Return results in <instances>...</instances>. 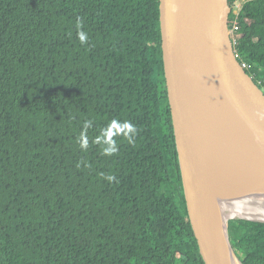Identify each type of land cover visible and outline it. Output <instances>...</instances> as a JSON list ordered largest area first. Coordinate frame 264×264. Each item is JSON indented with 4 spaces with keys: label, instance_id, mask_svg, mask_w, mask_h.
Wrapping results in <instances>:
<instances>
[{
    "label": "trees",
    "instance_id": "1",
    "mask_svg": "<svg viewBox=\"0 0 264 264\" xmlns=\"http://www.w3.org/2000/svg\"><path fill=\"white\" fill-rule=\"evenodd\" d=\"M237 24L235 49L261 88L264 0L244 1ZM112 120L137 132L131 144L113 136L108 156L96 140ZM230 234L243 264H264L263 224L231 222ZM0 264H204L182 191L159 0H0Z\"/></svg>",
    "mask_w": 264,
    "mask_h": 264
},
{
    "label": "water",
    "instance_id": "2",
    "mask_svg": "<svg viewBox=\"0 0 264 264\" xmlns=\"http://www.w3.org/2000/svg\"><path fill=\"white\" fill-rule=\"evenodd\" d=\"M230 13L228 0H159L163 69L182 191L204 264H243L232 245L230 223L264 225V215L237 218L223 207L236 173L226 172L216 157L213 134L222 137V128L228 129L247 148L264 179V93L235 56Z\"/></svg>",
    "mask_w": 264,
    "mask_h": 264
},
{
    "label": "bare ground",
    "instance_id": "3",
    "mask_svg": "<svg viewBox=\"0 0 264 264\" xmlns=\"http://www.w3.org/2000/svg\"><path fill=\"white\" fill-rule=\"evenodd\" d=\"M222 137L213 134L216 157L224 169L234 171L232 190L223 198V207L231 216L264 215V179L248 152L226 129Z\"/></svg>",
    "mask_w": 264,
    "mask_h": 264
},
{
    "label": "clouds",
    "instance_id": "4",
    "mask_svg": "<svg viewBox=\"0 0 264 264\" xmlns=\"http://www.w3.org/2000/svg\"><path fill=\"white\" fill-rule=\"evenodd\" d=\"M76 26L78 29L76 33L77 39L81 44L87 43L88 35L82 30L83 24L79 18L77 19ZM92 124L93 122L91 120H87L83 123V130L81 131L80 137L78 139V143L82 149H86L88 147L89 140L87 136V130L92 127ZM136 132V126L131 122L126 120L123 122L112 120L107 127L101 129V135L97 137L96 142L105 144L106 147L103 149V154L110 156L114 155L118 150L116 141L113 139V136L122 135L131 144L133 143ZM106 179L108 181H112L115 179V177L112 175H108Z\"/></svg>",
    "mask_w": 264,
    "mask_h": 264
},
{
    "label": "built area",
    "instance_id": "5",
    "mask_svg": "<svg viewBox=\"0 0 264 264\" xmlns=\"http://www.w3.org/2000/svg\"><path fill=\"white\" fill-rule=\"evenodd\" d=\"M246 1V0H242L240 2H237L233 8H231V13L229 15V20H228V29H229V33L231 35L232 41H233V47H234V53L235 56L237 57V59L240 62V57L235 49V41L233 39V35L238 31V24H237V20H238V13L241 9V5L242 3ZM231 18V20H230ZM248 21V20H247ZM241 67L245 70V72L250 76V78L255 82V80L257 79V75L254 72L252 66L246 62H240ZM261 85V82H257V85ZM263 93H264V86L260 88Z\"/></svg>",
    "mask_w": 264,
    "mask_h": 264
},
{
    "label": "rangeland",
    "instance_id": "6",
    "mask_svg": "<svg viewBox=\"0 0 264 264\" xmlns=\"http://www.w3.org/2000/svg\"><path fill=\"white\" fill-rule=\"evenodd\" d=\"M249 74V73H248ZM228 178H231V173L229 172V175H228ZM228 182L226 181V184H227Z\"/></svg>",
    "mask_w": 264,
    "mask_h": 264
}]
</instances>
